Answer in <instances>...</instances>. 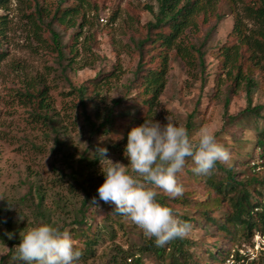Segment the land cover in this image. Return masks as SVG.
<instances>
[{
  "label": "trees",
  "instance_id": "obj_1",
  "mask_svg": "<svg viewBox=\"0 0 264 264\" xmlns=\"http://www.w3.org/2000/svg\"><path fill=\"white\" fill-rule=\"evenodd\" d=\"M10 1L0 0V8H5ZM31 1L33 11L27 17L32 25V36L36 40H46L59 61L74 63L79 55L75 45L82 33L72 32L70 41L64 43V32L77 26L80 19L85 20V2L96 9L99 4L93 0ZM65 1L67 6L64 5ZM219 1L156 0V5H144L142 11L147 10L155 17L145 24L141 23L136 3L129 5V13L138 25L137 32L131 36L132 54L139 58L133 79L137 91L132 96L112 99L111 106L106 107L104 112L96 104L95 121L87 112L86 99H92L90 88L95 90L96 87L87 84L75 87L68 93L80 98L84 119L92 134L99 139L78 158L64 153L71 169L64 178H68L69 190L79 197L80 205L73 210L67 207L66 202H59L70 215L68 221L64 219L59 227L53 223L51 211L44 205L45 195L41 187H37L35 194L38 203H35L32 191L21 199L16 223L0 207V221L11 234L9 238L5 233H0V239L10 246L9 257H13L14 248L21 242L20 234L26 226L28 212L41 219H36L38 223L35 226L50 224L61 231H68L74 246L83 253L81 259L84 264L96 258L100 244L108 239H117L120 230L129 235L130 246L127 250L119 247L118 253L109 260L110 264H143L145 258L155 259L157 264H264V249L259 261H248L247 255L236 249L238 240H251L256 233L264 235V105H254L251 96L258 87V75H264V0H223L231 8L233 29L222 45L210 48L219 66L215 75L214 97L223 93L225 106L228 107L232 97L241 92L246 91L249 96L247 107L239 114L226 113L227 119L218 133L221 137H216L217 142L229 150L230 161L227 164L217 162L211 175H198L193 171L192 159L186 158L184 168L177 173V180L185 189L183 196L171 198L158 191L156 197L159 203L172 209L176 217L187 222L191 229L207 231L206 235L214 239L213 243L206 245V235L198 240L187 235L164 247H157L154 238H147L138 226L114 213V204L99 200L98 188L92 182L96 179L94 171L101 164L97 148H107L108 156L124 152L131 129L150 119L160 105L172 51L190 64L198 63L206 72L207 41L185 44L180 40L188 27L194 26L199 31L200 22L207 24L210 20L221 21L225 18L226 13L217 11ZM6 28V20L2 19L0 40L6 35ZM43 28L49 30L50 34L44 39ZM92 37L88 47L90 51L93 46H100L96 32L92 33ZM4 56L5 52L0 51V62ZM98 76L107 82L116 75L112 73L109 77V74L100 72ZM224 83H228L225 92L222 90ZM46 94L44 89L27 93L41 110L49 106L45 102ZM124 104L126 108H121ZM48 115L46 113V119H50ZM211 118L212 113L196 108L186 123L189 137L199 129V125L210 122ZM233 127L237 131L229 133ZM94 196L98 200L97 205L91 203ZM217 212L220 214L217 215Z\"/></svg>",
  "mask_w": 264,
  "mask_h": 264
},
{
  "label": "rangeland",
  "instance_id": "obj_2",
  "mask_svg": "<svg viewBox=\"0 0 264 264\" xmlns=\"http://www.w3.org/2000/svg\"><path fill=\"white\" fill-rule=\"evenodd\" d=\"M93 1L99 4V8L85 2V20L80 19L77 26L64 32V43L70 41L72 32L82 33L75 45L79 49V55L71 64L69 60L59 61L58 56L47 46L46 40H36L32 36V25L27 17L33 11L31 0H11L5 8H0V21L5 19L7 26L6 35L0 40V51L5 52L0 62V207L5 209L6 216L11 217L13 223H16L23 197L30 195L32 191L35 203H38L35 196L37 187H41L44 192V205L51 211L50 217L57 227L62 225L64 219L68 221L70 216L59 202H66L67 207L73 210L80 205L79 197L69 190L68 178H64L71 172L64 153L78 158L99 139L92 134L84 119L80 98L68 93L75 87L87 84L96 87L95 90L90 88L92 99H86L87 112L95 121L96 104L104 112L106 107L111 106L112 99L132 96L137 91L133 79L139 58L132 54L131 36L137 32L138 25L129 13V5L136 3L141 23L145 24L155 17L147 10L142 11L144 5H156L157 2ZM64 3L65 6L68 5L67 1ZM230 9L228 3L221 0L217 4V11L226 13L225 18L221 21L213 19L207 24L200 22L199 31L194 26L185 29L180 40L182 43H208L206 72L202 71V66L198 63L190 64L172 51L166 88L160 97V105L150 118L163 125L167 123L166 117L171 115L176 123L186 127L189 115L196 108L212 113L210 122L199 125V129L193 131L190 136L193 143L198 140L199 131L204 127L211 129L215 137H221L218 133L223 129L226 113L237 115L248 105L249 96L246 91L232 97L228 107L225 106L223 93L214 97L215 75L219 66L210 48L222 45L228 39L234 25ZM43 29L44 39L50 34L49 30ZM94 32L100 46H93L90 51L89 42L93 39ZM100 72L109 74V77L112 73L116 76L104 82L98 76ZM257 78L258 87L251 95L253 104L264 105V75H258ZM227 85L228 83L223 84V92ZM37 89L47 92L45 102L49 106L46 109H39L36 101L27 95L29 91ZM121 108H126V104ZM46 113L50 119L45 118ZM201 115L200 113L198 116L199 121ZM234 131L237 130L233 127L229 133ZM108 158L126 166L130 163L124 152L111 153ZM109 165L110 161L105 160L103 167L107 168ZM101 167L99 164L93 174L96 177L92 181L96 184L95 188L105 180ZM26 214L28 220L21 232L35 227L38 223L36 219L41 220L31 213ZM2 232L9 237L7 227L0 221V233ZM206 233L204 229L195 228L190 229L188 236L198 240ZM128 236L127 232L123 234L120 230L117 239H108L100 244L96 258L90 259L86 264H110L109 260L118 253L119 247L129 249ZM213 241V238L206 235V245ZM236 249L246 254L248 261H259L264 249V235L256 233L251 240L240 239L236 242ZM9 250V244L0 239V264H15L13 257L16 256V247L13 257L8 256ZM232 258L233 256L230 259ZM229 262L231 263L230 260ZM143 264H157V261L145 258Z\"/></svg>",
  "mask_w": 264,
  "mask_h": 264
},
{
  "label": "clouds",
  "instance_id": "obj_3",
  "mask_svg": "<svg viewBox=\"0 0 264 264\" xmlns=\"http://www.w3.org/2000/svg\"><path fill=\"white\" fill-rule=\"evenodd\" d=\"M166 120L162 125L147 119L131 129L124 149V156L130 160L127 166L109 159L107 148H97L105 176L97 189L99 200L114 204L113 212L138 226L147 238H154L157 247L185 238L191 229L172 209L157 201L158 191L171 198L183 196L185 189L177 173L184 168L186 158L192 159L198 175H211L217 162L227 164L231 159L229 150L217 142L211 129L201 128L193 143L185 126L171 115ZM105 160L110 161L107 168L103 167ZM91 203L98 204L95 196ZM20 235L15 264H82L83 253L74 246L68 231L41 224Z\"/></svg>",
  "mask_w": 264,
  "mask_h": 264
}]
</instances>
